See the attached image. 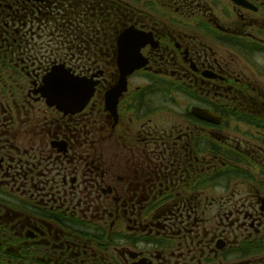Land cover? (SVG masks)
I'll list each match as a JSON object with an SVG mask.
<instances>
[{
    "label": "flooded vegetation",
    "instance_id": "obj_1",
    "mask_svg": "<svg viewBox=\"0 0 264 264\" xmlns=\"http://www.w3.org/2000/svg\"><path fill=\"white\" fill-rule=\"evenodd\" d=\"M65 20L88 43L50 40ZM55 68L93 84L79 112L45 101ZM168 92L191 107L125 116ZM263 199L264 0H0V264H264Z\"/></svg>",
    "mask_w": 264,
    "mask_h": 264
},
{
    "label": "water",
    "instance_id": "obj_2",
    "mask_svg": "<svg viewBox=\"0 0 264 264\" xmlns=\"http://www.w3.org/2000/svg\"><path fill=\"white\" fill-rule=\"evenodd\" d=\"M125 42L127 46L121 45ZM147 43L145 37L140 36L131 29V32L124 33L119 39V58L117 61L120 79L117 84L106 93V106L107 109L114 113L118 100L122 96V93L127 89L126 82L130 74L139 68L144 67L145 62L140 60V48ZM65 77V79L74 85L70 90L63 88L53 90L51 88V81L53 76ZM93 84L90 81H85L79 77H73L69 72H62L61 69L55 68L44 79V85L42 87V95L47 101L49 106H56L59 111L77 113L79 112L90 100L94 93ZM192 112L198 117L210 119V113L206 110H199L193 108ZM262 208L264 211V199L262 201Z\"/></svg>",
    "mask_w": 264,
    "mask_h": 264
},
{
    "label": "snow or ice",
    "instance_id": "obj_3",
    "mask_svg": "<svg viewBox=\"0 0 264 264\" xmlns=\"http://www.w3.org/2000/svg\"><path fill=\"white\" fill-rule=\"evenodd\" d=\"M42 15L45 20L49 19V16L47 14ZM44 26L47 27V25ZM28 35H36V30H33L32 32L28 33ZM82 37H84V33L78 29L71 27V21L69 20H65L64 22L56 24L51 29V33L49 35L50 40L57 43L59 46L67 44L69 49H71L75 45L76 41H80V43L82 44L88 43V38L82 39ZM25 43L27 44L29 42L26 40ZM50 86L53 90L60 88L70 90L74 87V85L68 82L65 77L55 75L52 78Z\"/></svg>",
    "mask_w": 264,
    "mask_h": 264
},
{
    "label": "rangeland",
    "instance_id": "obj_4",
    "mask_svg": "<svg viewBox=\"0 0 264 264\" xmlns=\"http://www.w3.org/2000/svg\"><path fill=\"white\" fill-rule=\"evenodd\" d=\"M136 84H140V85H145L146 82L145 80H141V79H137L136 82H135V85ZM140 98H141V101L143 100H149V103L152 101V107L150 108L149 111L146 112V114H141L139 113V110L136 109V111H134L132 114H130V109L126 110L125 111V116H132L133 119L135 118H146V117H152V114L153 112L155 111L156 114L155 116H157V114H160L159 112H166L165 114H163V116L165 115H169V113H172V114H179L181 111H183L185 108H188V107H191V101H189V99L187 100H184V96L178 94L177 92H168L167 93V96H166V99H167V104L169 102V105L167 107H163L161 105V103L158 102V100L155 98V99H152L151 100V97H147V95H145V99L142 97V94H139L138 95ZM138 106L141 108L143 106V102L142 103H139L138 102ZM162 115V114H160Z\"/></svg>",
    "mask_w": 264,
    "mask_h": 264
}]
</instances>
